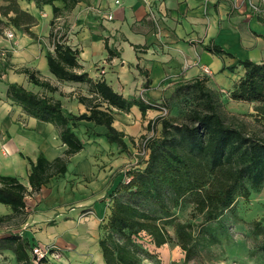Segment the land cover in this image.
Returning <instances> with one entry per match:
<instances>
[{
	"label": "trees",
	"instance_id": "1",
	"mask_svg": "<svg viewBox=\"0 0 264 264\" xmlns=\"http://www.w3.org/2000/svg\"><path fill=\"white\" fill-rule=\"evenodd\" d=\"M79 2L36 1L38 6L51 7L53 12L49 34L53 51L46 53L48 70L60 83L89 86L91 97H78V102L85 106L86 113L68 114L60 100L34 93L17 83L6 85V100L20 108L29 118L53 126L66 150L62 157L52 162L43 153L36 162L28 159L31 166L29 187L16 177L0 176V206H5L12 212L8 216L0 217V226L15 217L25 215L28 196L39 194L53 179L67 174L70 159L85 149L83 141L75 132L77 125L87 122L104 127L106 141L122 153H127L129 148L125 142L126 135L114 126L116 115L130 114L135 107L143 117L148 111H158L161 108L171 112L179 103L181 93L185 89L197 93V100L204 108L191 111L187 124H177L174 119L162 116L149 123L148 131H154L155 126H161L160 136L153 137L144 144L149 151L145 168L130 170L126 174L127 181H120L109 195L112 203L103 226L123 237H131L155 227L152 225L155 218L138 206L122 201V194L148 201L161 211L166 210L163 190L172 192L176 201L190 196L197 207L206 210L205 222L210 223L234 205L235 188L242 185L244 179L250 181L254 188H259L264 182V140L247 137L225 123L216 94L206 85L208 79L177 86L170 98L159 105L152 101L145 103L142 99H125L114 92L104 80L95 81L90 78L80 64V51L68 43V33L55 31L57 20L72 13ZM58 3L62 4V7H58ZM106 48L109 60L118 56L108 45ZM202 48L208 53L234 59L222 47L208 45ZM238 67L243 68L244 75L234 85L231 99L258 102L264 107V66L251 60H238L228 70L234 72ZM21 73L27 76L33 86L44 92L65 96L59 87L42 80L38 72L24 68ZM1 79L0 75V82L3 83ZM145 88H148V82ZM209 177L212 178L211 183ZM244 197L248 199L250 192L246 190ZM156 243L161 246L164 241L157 237ZM99 245L103 250L105 263L114 264L110 250L103 242ZM262 250L264 251V246ZM0 251H10L17 264H35V258L32 256L33 245L24 234L11 233L5 237L0 236ZM188 254L187 251V256ZM38 264L52 263L41 259Z\"/></svg>",
	"mask_w": 264,
	"mask_h": 264
},
{
	"label": "rangeland",
	"instance_id": "2",
	"mask_svg": "<svg viewBox=\"0 0 264 264\" xmlns=\"http://www.w3.org/2000/svg\"><path fill=\"white\" fill-rule=\"evenodd\" d=\"M36 1L0 0V75L3 81V83L0 82V174L11 173L6 171L9 169L7 163L13 164L12 153H17L21 158L23 157L27 170L16 176L26 187H29V155L31 156V153L35 151L38 143L42 142L39 147L47 145L46 147L56 151H62L66 147H63L58 133L52 126L30 119L20 108L7 101L3 95L4 88L7 84L17 83L34 93L53 97L62 102L66 113L73 115L81 114L76 109L78 97H83V93L89 92L88 85H84L85 92H83L79 86L58 82L45 70L46 53L53 51V46L49 41L53 12L51 7L38 6ZM79 1L72 13L57 20V29L55 28V31L68 33V43L72 44L77 43L87 30L92 31L96 27H102L106 21L109 22L105 17L110 16L95 6V0ZM56 5L62 7L60 3ZM219 6L218 4L217 11ZM242 7H247L249 10L246 12ZM239 10L241 13L234 14V17H240L241 30H243L242 24L245 23L247 14L259 19L264 28V0H245L240 3ZM254 62L264 66V58L261 64L257 63L258 61ZM229 67L222 70L226 73L225 77L220 73L214 75L215 77L208 73L206 85L216 94V99L221 105L220 112L228 126L238 129L247 137L264 140L263 104L231 99L234 85L242 78L244 70L238 67L231 72L228 70ZM24 68L38 72L42 80L59 87L65 96L52 95L33 86L27 76L21 73ZM203 108V104L197 100V93L191 89H185L181 93L179 103L171 112L161 108L158 110L160 114L155 113L154 115L157 118L158 116L172 118L177 124H187L190 112ZM119 115L117 114L115 119H119ZM122 118L125 122L127 117L122 116ZM153 119L155 120L156 117ZM126 123L128 127L132 126V119ZM75 132L83 141L85 150L95 145L91 143V136H94L93 129L84 122L77 125ZM160 133L161 126H155L154 131L143 130L135 137L128 138L129 150L124 156L122 153L113 154V158L118 161L122 160L120 161L122 175L134 168H145L149 151L146 150L144 144L153 137H159ZM62 178L52 180L54 188L57 187L56 183L64 184ZM208 180L212 182V178L209 177ZM242 183L235 188L234 205L220 215L216 221L210 223L205 222L206 210L197 207L190 196L176 201L172 192L163 190L166 210L161 211L148 201L122 194L120 197L122 201L136 205L142 211L152 215L155 218L152 225L155 227L131 237H123L102 224L99 244L103 242L110 250V257L114 264H264V251L262 250L264 246V182L259 188H254L247 179H244ZM246 190L250 192L248 199L244 197ZM34 195L26 198L29 208L26 209L25 215L15 217L0 226L1 237L11 233L24 235L34 233L32 228L37 224H33V221L43 213L37 209V205H34V202L37 203ZM111 203L112 201L110 205ZM11 213L9 208L0 206V217ZM157 237L164 241V244L157 246ZM31 244L33 248L52 249L53 252L50 254L56 253L54 256L60 255V259H47L50 263L67 264L57 246L43 247L35 241ZM100 251L103 254L101 245ZM0 264H17V262L10 251H0ZM104 264H106L105 259Z\"/></svg>",
	"mask_w": 264,
	"mask_h": 264
},
{
	"label": "crops",
	"instance_id": "3",
	"mask_svg": "<svg viewBox=\"0 0 264 264\" xmlns=\"http://www.w3.org/2000/svg\"><path fill=\"white\" fill-rule=\"evenodd\" d=\"M244 1L95 0V6L110 14L112 20L105 17L109 22L87 30L77 43L69 42V45L80 51V64L93 80H104L125 99H142L145 103L152 101L162 105L177 86L208 79V73L213 76L220 73L225 77L222 70L238 60L262 63L264 28L259 19L247 14L241 30L240 17H234L241 13L239 7ZM242 8L246 12L249 10ZM107 45L118 55L112 60H109ZM208 45L222 47L234 59L204 51L202 46ZM44 62L49 72L47 60ZM147 82L148 88H145ZM70 84L85 92L84 85ZM5 92L6 87L4 97ZM83 96L91 97L89 92ZM76 104L78 112L86 113L85 106L78 100ZM155 113L160 114L151 110L143 117L135 107L130 114L119 113L114 126L126 135L127 143L128 138L148 130L149 123L157 118ZM122 116L127 117L125 122ZM129 119H132L130 127L126 123ZM84 123L93 129L91 143L95 145L70 159L67 174L62 178L64 184L56 183L54 188L51 181L34 195L37 201L34 205L43 213L33 221L37 224L32 228L34 233L25 234V237L43 247L57 246L67 264H104L99 245L100 227L110 213L109 195L120 181L127 180V175H122L120 170L122 160L113 158V154L122 152L106 141V129ZM41 143L29 155L33 162L41 153L52 162L62 157L66 150H52L47 145L39 147ZM12 154L13 164L8 162L9 169L5 168L11 173L0 176L19 178L16 175L27 170L23 157ZM30 171L31 166L28 176Z\"/></svg>",
	"mask_w": 264,
	"mask_h": 264
},
{
	"label": "built area",
	"instance_id": "4",
	"mask_svg": "<svg viewBox=\"0 0 264 264\" xmlns=\"http://www.w3.org/2000/svg\"><path fill=\"white\" fill-rule=\"evenodd\" d=\"M119 3V2H117ZM255 10L257 9V7L254 8ZM112 16H109L108 19L109 20H112ZM52 249H41L40 247H36V248H33V251H32V256L35 258V261L34 263L35 264H38V262L41 260V259H51V258H56V259H60V255H56L54 256L55 254H50V252H53L51 251Z\"/></svg>",
	"mask_w": 264,
	"mask_h": 264
}]
</instances>
